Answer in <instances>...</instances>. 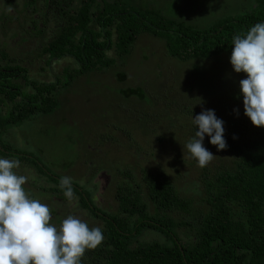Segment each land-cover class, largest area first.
Segmentation results:
<instances>
[{"label":"trees","instance_id":"1","mask_svg":"<svg viewBox=\"0 0 264 264\" xmlns=\"http://www.w3.org/2000/svg\"><path fill=\"white\" fill-rule=\"evenodd\" d=\"M0 1L7 10L0 14V34L9 35L0 37V104L7 101L5 112L0 110L2 138L9 126L52 112L62 86L76 75L103 74L129 53L139 34L161 39L166 54L183 62L219 54L230 57L232 37L264 22V0H251L241 12L204 26L167 18L135 0H21L20 7L13 0ZM63 59L75 66L64 65L56 80L31 78L22 66L36 62L49 67ZM116 78L124 82L126 73L118 72ZM235 88L226 94L231 102L221 98L208 102L210 107L204 96L199 106L182 96L167 102L157 143L173 126H180L176 120L168 122L172 109L190 114L188 139L172 156L181 162L174 166V178L165 170L144 167L118 171L110 210L98 208L72 181L75 208L83 210L89 227H100L104 236L96 249L86 251L81 264H264V128L253 126L245 116L239 85ZM121 91L124 97L134 95L144 102L146 92L140 84ZM222 103L228 106L220 110ZM207 109L224 121L227 148L218 151L205 135L203 145L215 158L200 168L184 145L198 130L192 119ZM149 132H154L152 126ZM9 155L19 163L29 158L0 141V158ZM184 174L190 178L187 188L174 182ZM51 178L53 184L47 182L41 189L67 199L59 187L61 177ZM64 215L53 222L60 225Z\"/></svg>","mask_w":264,"mask_h":264},{"label":"rangeland","instance_id":"2","mask_svg":"<svg viewBox=\"0 0 264 264\" xmlns=\"http://www.w3.org/2000/svg\"><path fill=\"white\" fill-rule=\"evenodd\" d=\"M20 1L14 0L16 6H21ZM135 1L138 5L155 8L167 18L196 26H204L219 16L232 15L252 5L251 0ZM0 37L9 38V35L0 34ZM23 65L29 77L45 81L56 80L55 76L61 75L64 65L75 66L68 59L53 62L49 67L43 64L41 67L36 62ZM95 72L76 75L62 86L52 112L35 114L12 125L6 136L0 137V141L8 143L14 152L21 151L29 156L28 161H20L15 171L28 178L24 186L30 198L40 200L57 212L56 216L51 213V223L56 226L59 222L53 220H59L63 212L64 219L74 215L87 222L89 217L83 210L75 208L76 196L71 201H62L57 195L41 189L47 182L53 184L51 177H71L103 210H110L115 205L113 190L118 171L130 169L136 172L144 167L150 171L165 170L174 178V166H181V162L172 156L182 146V140L188 139L190 114L172 109L168 122L176 120L180 126H173L174 129L165 134L168 137H162L163 140L157 143L158 127L166 121L164 109L167 104L181 96L189 98L196 106L200 105L201 96L205 97L203 102L215 104L214 101L222 98L228 103L231 101L227 100L226 94L239 85L235 81L245 78L244 73L234 72L229 56L219 54L182 62L166 54L161 39L146 33L139 34L129 53L116 59L103 74ZM118 72L126 73V81L118 82ZM131 84H140L144 88V102H139L134 95L123 96L121 89ZM150 98L153 100L148 104ZM226 103L219 109L228 106ZM6 158L15 160L10 155ZM34 171L42 176V179L37 176L41 179L39 183ZM35 177V181H30ZM189 179L184 174L174 182L187 188Z\"/></svg>","mask_w":264,"mask_h":264},{"label":"clouds","instance_id":"3","mask_svg":"<svg viewBox=\"0 0 264 264\" xmlns=\"http://www.w3.org/2000/svg\"><path fill=\"white\" fill-rule=\"evenodd\" d=\"M232 45L230 64L235 73L246 74L239 81L244 114L253 126L264 128V22L234 35ZM192 123L198 130L184 148L204 168L215 158L203 145L205 135L218 151L227 148L224 121L207 109ZM18 168V160L0 158V264H81L86 251L103 242L102 229L74 215L59 227L52 224L49 206L30 198L24 188L28 178L17 175ZM59 187L69 201L74 199L71 177H62Z\"/></svg>","mask_w":264,"mask_h":264},{"label":"flooded vegetation","instance_id":"4","mask_svg":"<svg viewBox=\"0 0 264 264\" xmlns=\"http://www.w3.org/2000/svg\"><path fill=\"white\" fill-rule=\"evenodd\" d=\"M13 3H15L14 0H13ZM2 4H3V2L0 1V14L3 13V10H5V13H7V10L3 8ZM0 22H3V19H0ZM12 41H13V40H12ZM0 42H1V41H0ZM6 105H7V101H6L5 105L0 104V106H1V107H0V110H1L2 113L5 112V106H6ZM9 127H10V126H9ZM9 127L7 128L6 132L9 130ZM1 136L3 137V135H1ZM34 172H35V171H34ZM35 174H36V177H37V176H39V177L41 176L39 172H37V173L35 172ZM36 177L34 178V180H30V181H35ZM39 177H37V179H38L37 182H38V183H39V181L42 179V176H41V179H40ZM43 182L46 183L45 181H43ZM33 183H34V182H33ZM38 185H39V184H37V186H38ZM44 186H46V184H45V185H42V187H44ZM24 188H26V187L24 186ZM57 198H58V199H59V198H60V199H63L62 201L67 200V199H64L63 197H57Z\"/></svg>","mask_w":264,"mask_h":264}]
</instances>
